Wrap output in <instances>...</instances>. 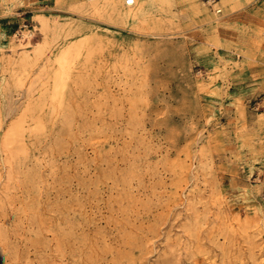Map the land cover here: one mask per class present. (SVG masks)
<instances>
[{"label":"rangeland","instance_id":"obj_1","mask_svg":"<svg viewBox=\"0 0 264 264\" xmlns=\"http://www.w3.org/2000/svg\"><path fill=\"white\" fill-rule=\"evenodd\" d=\"M0 264H264V0H0Z\"/></svg>","mask_w":264,"mask_h":264},{"label":"built area","instance_id":"obj_2","mask_svg":"<svg viewBox=\"0 0 264 264\" xmlns=\"http://www.w3.org/2000/svg\"><path fill=\"white\" fill-rule=\"evenodd\" d=\"M135 1L134 0H125V5L127 6H132L134 5Z\"/></svg>","mask_w":264,"mask_h":264},{"label":"bare ground","instance_id":"obj_3","mask_svg":"<svg viewBox=\"0 0 264 264\" xmlns=\"http://www.w3.org/2000/svg\"><path fill=\"white\" fill-rule=\"evenodd\" d=\"M135 1V0H134ZM135 4V3H134ZM133 6V5H132Z\"/></svg>","mask_w":264,"mask_h":264}]
</instances>
